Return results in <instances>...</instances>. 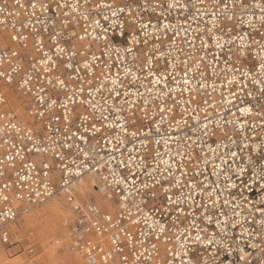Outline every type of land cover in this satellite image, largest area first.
<instances>
[{
  "label": "snow or ice",
  "instance_id": "6c2138e0",
  "mask_svg": "<svg viewBox=\"0 0 264 264\" xmlns=\"http://www.w3.org/2000/svg\"><path fill=\"white\" fill-rule=\"evenodd\" d=\"M29 7L33 16L39 8L59 18L47 50L43 37L35 38L38 55L27 68L0 70V102L7 89L34 101L22 136L17 123L9 125L22 146L13 144L15 154L0 160L14 168L22 153L37 157L17 174L30 200L51 197L50 186L60 182L76 189L65 218L77 212L108 232L114 248L105 259L112 264H221L238 227L242 237L264 241V139L252 144L246 131L254 120L264 128V104H235L241 95L264 96V0H210L211 10L206 0H29ZM149 10L155 22L145 18ZM174 12L182 23L169 18ZM245 25L251 31L241 30ZM12 27L0 33V67L19 59L11 45L27 48L28 36ZM116 29L126 40L113 49ZM184 129L191 134L180 135ZM169 142L179 145L175 152ZM254 187L259 200L249 198ZM15 215L11 207L0 214Z\"/></svg>",
  "mask_w": 264,
  "mask_h": 264
},
{
  "label": "built area",
  "instance_id": "2783aa9c",
  "mask_svg": "<svg viewBox=\"0 0 264 264\" xmlns=\"http://www.w3.org/2000/svg\"><path fill=\"white\" fill-rule=\"evenodd\" d=\"M206 2L209 3L210 8V0H206ZM251 3V0H249ZM18 6L15 2V0H0V7H4L5 11L3 13H0V19H4L7 21L8 26L5 28L3 25H0V33H13L14 29L12 25H15V31L22 32L24 35L28 36L27 41V48L22 47V42L13 44L11 47L18 51L20 53V57L18 60H15L12 62V65H9L8 63H5L2 67H0V70L8 69L11 70V67H14L17 63L22 65L24 68H27L29 62L32 60L33 56H37L35 49L33 48V44L35 42V38L37 36H42L45 43V49L51 45V41L49 37L53 34L54 30L59 31L58 28H54L52 24V20H59V18L56 16V13L54 10L47 11V12H41L39 8H37L36 16L32 15L33 9L29 7V0H19ZM211 10V8H210ZM253 11L256 12V15H259L258 9H253ZM195 13V10H193ZM177 13H172L170 19H172L175 22L182 23L183 21H176ZM185 15H187L185 13ZM157 13H152L151 10H149V13L145 14V18H151L155 22ZM207 19V17H205ZM245 20L248 19V16L245 15ZM31 22V24L35 25V28H26L22 27V24H28ZM43 22V23H41ZM192 26L195 27L196 24L192 23ZM47 27L48 31L44 32L43 28ZM36 29H39L40 31L37 32ZM241 30L243 31H251L247 28V26H241ZM264 31V29H262ZM170 35V34H169ZM183 35V33H182ZM255 35V34H254ZM64 34L61 35V40H63ZM110 38L112 40V46L113 49L115 48H121L125 46V40L126 37L122 36L120 34V30L116 29L114 32L110 33ZM257 39H259V36H256ZM165 43H167V40H165ZM2 54V53H0ZM7 60V57H6ZM161 67H163V62H161ZM115 71V69H114ZM211 82V81H209ZM170 88H175L176 85L169 81ZM163 87L162 85L157 86V90L159 88ZM225 86V95H227ZM6 91V98L3 102H0V160H5V153H8L9 151L12 152V154H15L16 149L12 148L11 146L13 144H16L17 148L21 147V141L19 139V136L23 135V130L26 129L31 125L30 123H26L21 121L19 114L15 110V106L13 107L11 101H9V98H11L10 93L13 92L12 89H7ZM141 91H144L143 88H141ZM15 93L19 94L17 96L18 106L23 105L26 116L30 118V107L34 105V101L29 97H26L20 93L19 90L14 91ZM176 92H179V89H176ZM176 94V93H174ZM220 92L214 93L215 96H219ZM187 94H185L186 96ZM199 99V97H197ZM9 102L11 105H9ZM236 108L243 107V106H254L256 109H259L260 105L264 104V96H261L259 93H254L253 96H244L241 95L238 100L235 101ZM169 105H171V101H169ZM195 107V104L193 105ZM231 108L232 106H228ZM236 108H232V111H236ZM179 110V109H178ZM239 115V113H237ZM10 122L11 123H17L18 126L22 129L19 136L17 134V131L15 129L10 128ZM190 123H193L190 121ZM253 123H255L256 127L252 128L249 126L246 131L247 134L252 137L251 140L252 144L259 143L262 139H264V128L260 126L259 120H254ZM167 129V125H164L161 128V132L164 133ZM171 135L175 136L176 133H170ZM184 134H191L188 132L187 129H184L183 133H180V135ZM215 138H209L208 144H211L213 146V140ZM5 140H7V144H5ZM170 143V147L173 152L176 151V149L179 147L177 144ZM152 147H156L154 144ZM160 152L163 155L165 152V146L163 142L161 145H159ZM24 155V161H21L19 157H17L12 164L15 165L13 168L12 166L8 165L7 162L3 167H0V171H4L5 175L4 177H0V214L4 213L9 207L12 208V211L16 214L15 217L12 219H8L7 217L0 216V261L2 259V255H6L9 249H12L13 246L17 243L18 239L15 240L12 236V227L16 223L18 217L28 211L31 207L42 205L45 202L49 201L50 199L54 197H63L65 202L71 207L76 202V191L73 189H69L68 191L64 190V186L62 182L58 183L56 186H50L51 191L53 192V195L51 197L47 196H40L39 198L33 196L32 199H29L28 196V187L25 186L23 189L20 187V181H18V175H24L26 173V169L23 168L24 163H29L33 159H37L33 154L31 153H22ZM254 155H259V153H255ZM165 159H167V156H164ZM194 165H189V169L193 168ZM201 168H203V164L200 165ZM211 170L210 168L208 169ZM178 174V173H177ZM191 171L189 172V176H191ZM59 176V173H57V177ZM4 183H10L11 186L7 189L3 188ZM33 187H35V184L33 183ZM259 188L254 187V191L250 193L249 198L259 200ZM23 195V199H20V196ZM3 196H7L8 200H3ZM69 196L72 197V199H69ZM87 211V210H86ZM258 219V217H257ZM81 221H84L83 224H81ZM63 226L66 229V236L69 239V243H67L68 249L74 253L79 261L80 264H112V257H108V259H105L106 253L109 252L110 248H114V245L111 244V241L109 239V233L108 232H97L94 228L91 227V225L88 223V218L84 216L83 214L73 212L69 219H66L63 221ZM11 227V229H10ZM249 230L251 231V226H249ZM110 231H115V229H111ZM5 235H7V239H5ZM229 235L233 237L234 243L232 244V249L229 252H225L221 250L220 252V262L221 264H242V262L239 260L240 256V249H243L244 252L248 253V260L249 264H264V241H262V238L259 236H252L249 237L247 235L241 236L240 228L238 227L234 231L230 232ZM237 244L239 245V248L237 247ZM252 245H256V247H253ZM26 252L29 256H32L34 254V247L27 246ZM129 249H125V253H128ZM198 255H203V252H198ZM115 255V253H114ZM116 259L118 261L121 260V257L116 256ZM134 259V257H130V260Z\"/></svg>",
  "mask_w": 264,
  "mask_h": 264
},
{
  "label": "rangeland",
  "instance_id": "374dc122",
  "mask_svg": "<svg viewBox=\"0 0 264 264\" xmlns=\"http://www.w3.org/2000/svg\"><path fill=\"white\" fill-rule=\"evenodd\" d=\"M10 95L19 96L14 91ZM20 108L24 111L20 106H16L15 110ZM23 111L22 115L18 111L17 113L25 121H30L28 117L23 116L25 112ZM53 201H59L63 214L55 215L46 211L47 205ZM68 209L63 197L59 196L22 213L12 227V236L18 241L8 250L0 264H71L72 259V264H80L78 257L67 247L69 239L63 221L66 220L65 214ZM69 218L70 216L67 219ZM28 245L34 247L32 256H29L25 250Z\"/></svg>",
  "mask_w": 264,
  "mask_h": 264
},
{
  "label": "bare ground",
  "instance_id": "6f19581e",
  "mask_svg": "<svg viewBox=\"0 0 264 264\" xmlns=\"http://www.w3.org/2000/svg\"><path fill=\"white\" fill-rule=\"evenodd\" d=\"M11 96V98H9V101H11V103H12V105H13V107L15 106H18V102H16L17 100V95H10ZM9 105H11L10 104V102H9ZM20 107H23V105H21ZM24 108V107H23ZM18 112H19V114H21L22 115V111H23V109L21 110V108L18 110V109H16ZM24 111H25V109H24ZM23 111V112H24ZM24 115V117L25 118H27V116H26V112H24L23 113ZM20 117V119H21V121H23V122H25V120L23 119V118H21V116H19ZM30 119V118H29ZM27 123H30V121H27ZM75 191H76V189H74ZM61 197V196H60ZM64 199V198H63ZM65 201V200H64ZM66 203V202H65ZM67 204V203H66ZM68 205V204H67ZM68 207L70 208V206L68 205ZM46 211H48V212H52L53 214H60V213H62L63 214V211L60 209V204H59V201H53V202H51L49 205H47V207H46ZM47 212V213H48ZM52 214V215H53ZM62 216V215H61ZM54 217V216H53ZM57 217V216H56ZM59 217V216H58ZM68 218V217H67ZM60 219H62V218H60ZM55 221V220H54ZM53 221V222H54ZM59 225V224H58ZM10 229H11V227H10ZM7 255V254H6ZM4 256L5 255H2V259L4 258ZM2 259H1V261H2ZM73 260V259H72ZM72 260H71V264H72ZM0 261V262H1ZM75 261V260H74ZM73 263H75V262H73Z\"/></svg>",
  "mask_w": 264,
  "mask_h": 264
}]
</instances>
